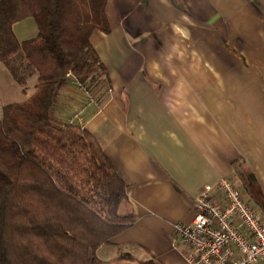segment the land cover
<instances>
[{"label": "crops", "instance_id": "obj_1", "mask_svg": "<svg viewBox=\"0 0 264 264\" xmlns=\"http://www.w3.org/2000/svg\"><path fill=\"white\" fill-rule=\"evenodd\" d=\"M105 14L109 32L90 38L101 83L88 89L70 76L54 106L125 185L119 214L132 224L97 257L184 264L173 225L192 222L204 186L228 178L264 213V0H108ZM12 30L20 43L37 36L32 19ZM36 83L18 84L0 64V117Z\"/></svg>", "mask_w": 264, "mask_h": 264}, {"label": "trees", "instance_id": "obj_2", "mask_svg": "<svg viewBox=\"0 0 264 264\" xmlns=\"http://www.w3.org/2000/svg\"><path fill=\"white\" fill-rule=\"evenodd\" d=\"M107 2L0 0V64L20 85L37 82L26 101L1 109L0 264H114L97 250L132 224L119 214L125 185L97 141L54 116L68 74L88 89L101 83L90 38L109 32ZM26 19L37 36L20 43L12 27Z\"/></svg>", "mask_w": 264, "mask_h": 264}, {"label": "built area", "instance_id": "obj_3", "mask_svg": "<svg viewBox=\"0 0 264 264\" xmlns=\"http://www.w3.org/2000/svg\"><path fill=\"white\" fill-rule=\"evenodd\" d=\"M193 206L190 224L173 225L171 244L184 248V264H264V213L230 179L204 186Z\"/></svg>", "mask_w": 264, "mask_h": 264}, {"label": "rangeland", "instance_id": "obj_4", "mask_svg": "<svg viewBox=\"0 0 264 264\" xmlns=\"http://www.w3.org/2000/svg\"><path fill=\"white\" fill-rule=\"evenodd\" d=\"M14 60H12V62H13ZM16 64L18 65V62L16 61ZM19 73L21 74L22 72H21V70L19 71ZM54 116H55V114H54ZM75 124V123H74ZM125 264H128V263H125Z\"/></svg>", "mask_w": 264, "mask_h": 264}]
</instances>
